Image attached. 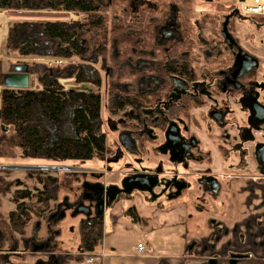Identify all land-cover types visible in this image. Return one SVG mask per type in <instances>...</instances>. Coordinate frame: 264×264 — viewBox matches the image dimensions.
Here are the masks:
<instances>
[{
    "label": "trees",
    "instance_id": "1",
    "mask_svg": "<svg viewBox=\"0 0 264 264\" xmlns=\"http://www.w3.org/2000/svg\"><path fill=\"white\" fill-rule=\"evenodd\" d=\"M140 1V3H138ZM108 5L110 9L121 6L119 11L126 16L127 26L139 22L140 27L158 29L168 17L171 10H177V23L182 45L176 47L177 52L169 53L166 62L157 68L166 75H180L187 82L193 81L189 49L195 34L184 18L182 10L189 9L191 0H0L1 11H45L81 13L83 19L80 23H63L50 21L20 22L14 21L8 27L5 43L1 47L6 54L20 57H49V58H82L87 55H102L103 32L101 24V10ZM236 7H229L226 12H234ZM237 12V11H236ZM147 13L157 17L154 22H149ZM239 14V13H238ZM235 14L233 17H238ZM204 17V16H203ZM202 17V19H204ZM258 23L264 22V17H253ZM135 19V21H133ZM188 20V19H187ZM30 32L28 37L25 33ZM102 41L101 44L98 42ZM225 44V43H223ZM92 45V46H90ZM177 45H180L177 43ZM86 47L89 53L86 52ZM85 48V49H84ZM103 48V49H102ZM102 49V50H101ZM185 51L182 57L180 52ZM172 57L178 60L170 64ZM29 66L39 67L44 76L37 73L38 85L41 90H10L2 89L0 92V128H11L8 135L0 136V161H11L16 156L15 150L20 153V158L29 160L30 163L39 160H48L55 163L68 161L87 162L92 159L102 158L108 152L105 137L98 130L100 99L94 91L76 92L64 90L57 82L58 78H67L68 73L60 70V76H55V66L30 63ZM59 69L61 67H58ZM255 69H252L253 76ZM5 71L3 73H6ZM53 73V75H51ZM36 74V73H35ZM44 78V79H43ZM129 104L131 103L128 99ZM70 112L69 133L60 130L61 118ZM67 130V129H65ZM15 184H20L16 182ZM58 179L43 177L42 190L32 194L30 191L21 190L12 193V202L15 209L4 218L0 214V249L10 248L13 244L20 245L25 236V229L29 217L42 221L45 226L53 227L55 235L52 237L56 244V228L60 221H48L49 215L55 211L57 193L60 190ZM9 183L0 179V196L8 192ZM131 196L118 198L115 202L131 201ZM44 208L37 210V205ZM51 205V206H50ZM1 206V201H0ZM162 208L163 205H157ZM124 214L132 223L139 221L133 207H126ZM38 229V228H37ZM38 231V230H36ZM35 231V232H36ZM52 232V233H53ZM37 233V232H36ZM38 237V240L50 238ZM54 234V233H53ZM17 236L22 238L18 242ZM78 236L80 252L67 255L63 262L83 263L88 256L94 255L102 245L103 221L94 219L90 222L78 223ZM54 247V245H53ZM56 247V246H55ZM54 247V249H55ZM13 258L1 264H24L23 260ZM222 260V259H221ZM246 264H264L263 260L246 257ZM224 261V260H223ZM37 262V261H36ZM229 264L232 262L227 261Z\"/></svg>",
    "mask_w": 264,
    "mask_h": 264
},
{
    "label": "rangeland",
    "instance_id": "2",
    "mask_svg": "<svg viewBox=\"0 0 264 264\" xmlns=\"http://www.w3.org/2000/svg\"><path fill=\"white\" fill-rule=\"evenodd\" d=\"M224 0H191L190 8L183 9L182 18L188 22L192 28L193 33L195 34L194 40H189L191 43L189 49V58L196 71L201 72L209 76L213 72H222V75L230 73L233 64L234 57L239 51L242 55H248L253 58L251 51L248 47L256 46L255 41L258 39L257 36L260 33H264V22L258 23L253 17L245 18V16H239L231 18L227 17L226 9L229 6L236 7L234 5V0H228L230 4L228 6H218L214 7L217 3H222ZM227 1V0H226ZM200 4V5H199ZM201 4H206L202 6ZM105 5V3H104ZM209 8V9H208ZM203 9H207L203 11ZM122 10V7L119 6L114 9H110L108 5H105L101 10V18L105 21L101 24L103 32V54L102 55H87L82 58L72 57L68 58V63L62 66L60 69L55 67V76H60V70H64L68 73L67 78L59 77L57 82L61 87L66 90H74L76 92H89L94 91L98 93L100 99L99 107V122L98 129L99 132L105 137L106 148L108 152L102 158H95L87 162H76L68 161L66 163H53V161L48 160H39L35 163H30L29 160H23L20 158V153L15 150L16 157L11 161H0V166H52L56 169L50 170H19V169H6L0 170V179H3L5 182L9 183L8 192L5 196H0L1 206L0 214L6 218L7 214L15 209V205L12 202V193L15 191L26 190L30 191L32 194L36 191L42 190V179L43 177L56 178L60 182V190L57 193V202L55 203V213L57 212V207L61 203H65L64 199H67V205H70L74 202L75 192L79 193L80 187L83 182L87 179L88 181L95 180L93 176H101V182L104 184L114 183L111 181L114 176H117L115 173L118 169L121 168V163L114 162L115 153L114 150L117 147V137L118 130L113 131V126H117L118 118L121 117V113L124 109L120 106L117 108L119 101H116L117 97H120V92L115 87H120V84L130 85L132 79L137 72H143L142 68L145 67L144 64H141L138 68L135 69L136 59H133V56H140V60L149 59L146 52L151 49V46L148 43V38L150 32L147 29L139 28L140 36H138L137 23L134 25L127 26L126 16H124L119 11ZM199 13L204 14V19L201 21ZM146 16H149V22H154L157 19L156 16L150 15L147 13ZM6 20L3 18V21H6L4 24L8 26L14 21L20 22H34V21H50V22H63V23H80L83 19L81 13H67V12H45V11H19L14 10L11 12H6ZM227 18L226 30L228 35L234 41L232 46H227L224 42V38L221 35L223 29L224 21ZM178 18H175V32L172 31L174 37L171 41L179 36V25L177 23ZM188 19V20H187ZM195 19L197 21L195 22ZM135 21V19L133 20ZM137 30V31H135ZM142 30V32H141ZM262 32V33H261ZM30 32L25 33V37H28ZM142 39L141 48L139 45H136L134 41L137 39ZM161 35H158L157 41L159 44L162 42ZM102 41L98 42L101 44ZM179 43V42H178ZM92 46V45H90ZM85 49V48H84ZM101 49V50H102ZM138 50L141 51V54H138ZM89 49L86 47V52ZM89 53V52H88ZM42 58H30V57H20L18 55L6 54L3 50L0 52V63H1V72L9 70V67L15 63H43L41 62ZM32 67V66H31ZM257 67V65H256ZM34 72L40 74L42 72L39 70V67H32ZM256 73V68L254 70ZM53 75V73H51ZM256 77V76H255ZM44 79V78H43ZM240 83V81H238ZM216 86H214L215 88ZM257 101H259L257 99ZM199 107V106H198ZM124 108V107H123ZM242 109L239 110L235 108L234 104L225 105L220 109V112L223 113L226 110L225 115L227 124L222 125L221 122L213 119L209 115V111L213 109L208 105L202 106L200 109H195L189 114V131L194 133L196 137L201 138L205 142V146L211 147V151L227 154L229 149H232V146L235 145L236 154L238 159L242 160L241 154H238V150H245L246 154L249 152L252 159L251 165L259 170L254 157V146L256 144H264V123L259 126V130L263 133L261 137H253L252 129L248 127L249 122V112L247 109L241 105ZM67 114L61 118L60 130L62 133H69L70 125V112L67 110ZM233 119L234 125L230 126L229 122ZM212 124L213 129L208 125ZM246 125L243 130L241 141L239 138V127ZM67 129V130H65ZM11 128H7L6 131H2L0 128V136L4 133L5 135L10 134ZM238 142V143H237ZM201 147L204 151H207L208 148L204 147L201 143ZM237 147V148H236ZM244 148V149H243ZM219 166V165H218ZM64 168V169H63ZM215 169V168H214ZM213 169V172H214ZM112 176V177H111ZM117 178V177H116ZM19 182L20 184H15ZM185 193V192H184ZM180 196L179 200H185V194ZM143 197L142 193H138ZM194 200H190V203ZM51 206V205H50ZM44 208L43 205H37V210ZM63 210V209H62ZM72 212L69 208L64 210V216L60 220L59 225L56 227L58 230L56 233L59 234L56 236V244L53 243L55 249H46L42 252H31V249L25 250L22 249L27 257L23 261L26 264H56L61 262L67 255L76 254L80 252L79 247V236H78V223L81 220V215H71ZM103 217V216H102ZM28 224L25 229V236L22 238H35L39 243L43 240H38V237H46L47 233L53 232V227L45 226L42 221H36L34 217H29ZM59 220V214L55 216L54 221ZM38 228V229H37ZM53 228V229H52ZM38 230V231H36ZM37 233H36V232ZM55 232V230H54ZM54 234L52 233L51 237ZM22 238L17 236L18 242H21ZM22 244L18 245L13 244L11 249H20ZM4 246L3 249H0V264L11 261L7 256L5 261H3L5 255L9 248ZM52 251L54 253H52ZM3 253V254H2ZM57 255H62L58 258ZM24 256V255H23ZM17 258V257H16ZM22 258V256H21ZM18 258V259H21ZM36 263V264H37Z\"/></svg>",
    "mask_w": 264,
    "mask_h": 264
},
{
    "label": "flooded vegetation",
    "instance_id": "3",
    "mask_svg": "<svg viewBox=\"0 0 264 264\" xmlns=\"http://www.w3.org/2000/svg\"><path fill=\"white\" fill-rule=\"evenodd\" d=\"M236 2L237 0L234 5H236ZM236 11L235 9L234 12H227V17L230 16L232 18L233 15L238 14ZM177 15V10H171L168 17L157 30L152 27L147 28L150 32L147 44L151 46V49L146 52L148 57L145 58L149 59V61H146V59L141 61L140 56L136 57L134 55L133 59H136L135 69L144 64L143 72L139 71L136 75H132L134 76V79H132L133 84L129 86L120 84V87H115L121 94L120 97L116 98V101H119L117 108L120 106L124 109L121 117L117 119V126H115V132L117 130L119 132L117 143L119 142V136H121L124 139L123 144L130 147L128 150H124L117 144L114 150V160L116 159L114 162L123 161L121 168L118 169L116 182L104 184L101 182L103 175L93 176L95 180L88 181L86 179L83 184H97V186L89 187L85 185L83 188L82 184L79 193L75 192L76 199L70 205H67L71 212L78 206L79 202L91 211L88 217L83 214H77L82 217L79 221L81 223L102 219V217L95 215V211L99 210L97 199L100 186L104 188L115 186V189L110 188L101 194L104 199L120 191L123 179L129 176H143L141 179H144L143 186L146 190L142 192L133 191L129 195L119 192L116 200L120 197H132L133 193H142L144 200L156 205H164V203L179 200L180 196L185 192V202L194 200L192 202L199 205L209 203L219 193V177L213 172L214 161L211 153L204 151L201 147L200 139L189 131V114L193 108L195 110L208 105V108L209 106L213 108L209 111V115L211 113L221 115L220 120L217 121L225 125L227 124L226 110L223 113L220 112V109L225 105L233 103L235 108L241 111V105L246 109V104H249L252 100L262 105L260 101H257L258 91L261 86L256 81L257 76L252 75V70L238 78V81L243 86L239 89H235L234 83L230 81L229 77L232 70L226 75L215 71L211 75L206 76L201 70L197 72L191 63L194 80L190 83L180 75H171L170 73L166 75L164 72L157 70L166 62V56L170 58L169 55L171 53L177 52L174 45L177 47L182 45L181 38L171 41L174 37L172 31L174 30L175 32L174 20ZM245 18L251 17L245 16ZM137 24L136 28L138 31H135L140 36L139 28L144 29V27H140L139 22ZM159 34L161 35L160 40H162L160 44L157 41ZM142 39L138 38L134 41L136 45H139L140 42L139 49H142L141 46H143L141 45ZM178 42L180 45H177ZM138 54H141L140 50H138ZM180 54V57H182L186 52L181 51ZM174 62L178 63V60L172 57L170 64ZM214 86L216 87L214 88ZM128 99L131 102L130 104L127 102ZM233 119L229 122L230 126L234 125ZM172 123L177 125L180 137V140L173 146L167 143L164 135L166 128ZM238 127L239 138L241 139L246 125ZM126 138L129 142L126 141ZM232 148L235 150V145ZM240 150L241 148L238 150V154H241L242 157V160H240L245 165H250L252 159L250 153L246 154L245 150ZM234 152H237V150ZM220 155L223 156L224 154L220 153ZM171 158L172 162L170 161ZM229 165L231 164L229 163ZM210 178H214L217 183L215 184ZM200 179L203 180L200 181ZM150 180L155 181L152 187L148 186ZM215 189L216 192H212ZM65 202L67 203V200ZM66 203H61L62 205L57 210V214L62 209H65ZM54 219L55 211L49 215L48 221L54 223ZM53 233L55 234V232ZM47 240H50V238L45 239L44 242L48 243ZM32 244H39V241L28 237L24 239V250L32 249ZM36 263L34 262V264Z\"/></svg>",
    "mask_w": 264,
    "mask_h": 264
},
{
    "label": "crops",
    "instance_id": "4",
    "mask_svg": "<svg viewBox=\"0 0 264 264\" xmlns=\"http://www.w3.org/2000/svg\"><path fill=\"white\" fill-rule=\"evenodd\" d=\"M228 5L232 4L224 0L214 7ZM199 16L203 21L204 14L199 13ZM5 22L2 21L0 29V33L3 32L0 52L9 27L8 21L7 25ZM257 38V45L248 49L256 56L252 58L257 65L256 81L261 86L258 100L264 106V33H259ZM43 59L41 62L44 64H38L46 65L48 57ZM37 81L35 74L31 77L33 87L30 90L38 87ZM208 125L213 129L211 123ZM199 139L211 153L214 174L219 177L220 189L214 199L203 205L177 200L164 203L160 208L133 193L128 203L114 202L103 213L102 245L94 254L101 259L94 264H210L212 260L215 264H229L227 261L246 264V257L264 261V175L251 164L245 165L238 159L233 148L221 156L218 150L216 153L211 151V147ZM111 179L116 182L118 175ZM127 206L135 209L139 218L137 223H132L124 214ZM47 241L48 249L53 250L52 237ZM139 243L144 245V252L135 250ZM23 244L24 240L20 249H8L9 259L20 258L18 254L24 249ZM60 256L57 255L58 258Z\"/></svg>",
    "mask_w": 264,
    "mask_h": 264
},
{
    "label": "water",
    "instance_id": "5",
    "mask_svg": "<svg viewBox=\"0 0 264 264\" xmlns=\"http://www.w3.org/2000/svg\"><path fill=\"white\" fill-rule=\"evenodd\" d=\"M226 23H227V18L224 21L221 35L224 38L225 44L227 46H232L234 44V41L231 39V37L227 33ZM233 62L234 64L231 69L232 73L229 78H230L231 83H234L233 84L234 88L239 89V88H242L243 86L238 82V78H241L244 73H247L251 71L252 69H255L256 62L251 56L242 55L239 51L236 53ZM34 75H35V72L33 68L30 67L27 63H15L14 65L9 67V70L6 73H2L0 70V86H2L4 89H10V90H30L31 77ZM246 109L249 112L248 127L250 126L252 129H255V130L259 129V126H261L264 123V106L260 105L255 100H252L249 104H246ZM210 116L215 120H220L221 118V115L213 114V113H211ZM1 129L2 131L7 130V128L5 127H1ZM112 129L113 131H115L116 127L113 126ZM178 132H179V129L177 125L173 123L169 124L164 134L165 139L168 144L173 146L175 145L176 142L180 140ZM127 138H126V141L128 140ZM123 142H124V139L121 136H119L118 144L124 150H128L130 146L123 144ZM254 157H255V161L257 165L259 166L260 174L264 175V144H256L254 146ZM170 161L172 162V158L170 159ZM6 169H19V170H24V171L30 169V170L43 171V170H50V169H56V168L52 166H42V167L40 166H0V170H6ZM142 177L143 176H129V177L124 178L121 184L122 186L121 190L113 193L109 197H105L104 199L101 197V194L104 193V191L109 190L110 188L115 189V186H109L106 188H104L103 186H100L99 197L97 199V201L99 202L98 203L99 210L95 211V215L102 217L105 208L111 206L113 202L116 201V196H117V193L119 192H122L125 195H129L133 191H139V192L145 191L146 189L143 186L144 179H141ZM202 180L203 179H200V181ZM210 180L213 181L215 184L217 183L214 178H210ZM154 184H155L154 180H150V182H148L149 187H152ZM85 185L89 187L97 186V184L84 183L83 188L85 187ZM212 192H216V189L213 190ZM66 200L67 199H64V201ZM61 205L62 204L58 205L57 210L60 209ZM66 208H69V206H67V203H66L65 209ZM64 210H61L59 212L58 221H60L62 217L64 216ZM57 212L55 213V216L57 215ZM77 214H83L88 217L91 214V211L89 210V208L84 207L83 204L79 202L78 206L72 211L71 215L75 216ZM46 249H48V243L41 242L39 244H32L31 252L33 253L42 252V251H45ZM37 264H41V263H37ZM210 264H215V260H212Z\"/></svg>",
    "mask_w": 264,
    "mask_h": 264
},
{
    "label": "built area",
    "instance_id": "6",
    "mask_svg": "<svg viewBox=\"0 0 264 264\" xmlns=\"http://www.w3.org/2000/svg\"><path fill=\"white\" fill-rule=\"evenodd\" d=\"M236 10L237 12L242 15V16H250V17H264V0H237L236 2ZM7 11H1L0 12V29L2 27V21L3 18L5 19V14ZM38 58H42V60H45L43 58L46 57H38ZM68 63V59L67 58H49L46 59L45 64L47 66L53 67L55 66L56 68L58 67H62L64 65H66ZM33 86H31L30 88H32ZM39 85L36 88H33L32 90H40L39 89ZM4 89L2 86H0V92L1 90ZM99 130V129H98ZM262 132L257 129L255 131L252 132L253 137H261L262 136ZM135 250L138 253L144 252L145 247L142 243H139ZM3 254V253H2ZM1 255V252H0ZM3 255H5V257L3 258L5 261V258L9 255V253H4ZM24 253L23 252H19L18 256L21 257L23 256ZM101 259V256H88L84 263L85 264H94L95 261H99Z\"/></svg>",
    "mask_w": 264,
    "mask_h": 264
},
{
    "label": "bare ground",
    "instance_id": "7",
    "mask_svg": "<svg viewBox=\"0 0 264 264\" xmlns=\"http://www.w3.org/2000/svg\"><path fill=\"white\" fill-rule=\"evenodd\" d=\"M248 17H250V16H248ZM2 33H3V32L0 33V37L2 36ZM43 64H44V63H43Z\"/></svg>",
    "mask_w": 264,
    "mask_h": 264
}]
</instances>
